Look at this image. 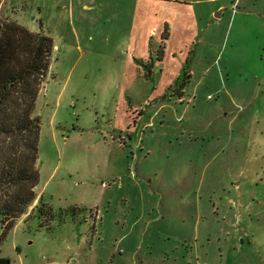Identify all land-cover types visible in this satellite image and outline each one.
<instances>
[{
    "label": "rangeland",
    "instance_id": "1",
    "mask_svg": "<svg viewBox=\"0 0 264 264\" xmlns=\"http://www.w3.org/2000/svg\"><path fill=\"white\" fill-rule=\"evenodd\" d=\"M0 19L54 46L38 198L0 224V260L264 264V0H2Z\"/></svg>",
    "mask_w": 264,
    "mask_h": 264
},
{
    "label": "trees",
    "instance_id": "2",
    "mask_svg": "<svg viewBox=\"0 0 264 264\" xmlns=\"http://www.w3.org/2000/svg\"><path fill=\"white\" fill-rule=\"evenodd\" d=\"M53 49L51 37L0 19V224L5 233L38 198L41 118L36 108Z\"/></svg>",
    "mask_w": 264,
    "mask_h": 264
},
{
    "label": "crops",
    "instance_id": "3",
    "mask_svg": "<svg viewBox=\"0 0 264 264\" xmlns=\"http://www.w3.org/2000/svg\"><path fill=\"white\" fill-rule=\"evenodd\" d=\"M170 24V23H169ZM183 24L185 25V23L183 22ZM187 27H188V30L190 29V27H191V24H188V25H186ZM182 28H184V27H182ZM151 31L152 30H150V33H151ZM169 34L170 35H172V31H171V24H170V28H169ZM184 43V42H183ZM186 46V44L184 43V44H182V48L183 47H185ZM165 68L167 67L166 65L164 66ZM163 68V67H162ZM165 68H163L162 69V71L164 72L165 71ZM181 75V74H180ZM179 75V72H178V74H174V72H173V75L172 76H170V77H168L169 79H168V81L169 82H167V84H171V83H173V81H174V79L177 77V76H180ZM184 93L183 94H181V97H180V101H183V99H184Z\"/></svg>",
    "mask_w": 264,
    "mask_h": 264
}]
</instances>
